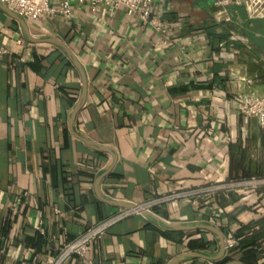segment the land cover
Returning <instances> with one entry per match:
<instances>
[{
	"label": "crops",
	"instance_id": "1",
	"mask_svg": "<svg viewBox=\"0 0 264 264\" xmlns=\"http://www.w3.org/2000/svg\"><path fill=\"white\" fill-rule=\"evenodd\" d=\"M165 30L122 7L74 0L71 16L24 18L28 39L0 7V264H50L88 226L131 210L66 264H167L188 251L214 256L239 225L264 220V184L152 203L170 193L264 175V128L239 100L264 96V18L222 16L214 0H153ZM108 171L98 184L97 177ZM149 205V206H148ZM263 230L264 222L256 226ZM264 247V238L260 239ZM240 254H236L237 261ZM259 264H264L263 254ZM174 264H213L185 256Z\"/></svg>",
	"mask_w": 264,
	"mask_h": 264
},
{
	"label": "built area",
	"instance_id": "2",
	"mask_svg": "<svg viewBox=\"0 0 264 264\" xmlns=\"http://www.w3.org/2000/svg\"><path fill=\"white\" fill-rule=\"evenodd\" d=\"M10 9L23 18H44L62 16L69 18L72 14L71 4L74 0H0ZM82 1V0H79ZM104 2L109 9L122 7L127 15L137 16L142 21L148 22L155 26L159 31L165 30V22L152 16L153 0H89L90 9L95 11L97 6ZM214 5L221 8L222 16L229 18V8L233 7L237 10L239 7H245L249 15L252 17L264 18V0H214ZM6 52L0 47V53ZM239 109L246 117H255L258 126L264 128V96L252 94L245 99L239 100ZM264 184V177L251 179L228 181L218 185H202L199 188L186 189L170 193L162 198H155L152 203L164 202L167 200L175 201L180 198H201L203 196H214L218 190H231L235 187L252 186ZM149 206V205H148ZM145 208V207H144ZM148 209V208H147ZM139 212L136 209L124 210L113 215L96 225L88 226L78 236L66 241L58 254L53 258L50 264H66L69 257L74 254L84 255L90 250L95 239L101 235L109 225L115 221L128 216L131 213ZM232 242L225 243L226 248L231 246Z\"/></svg>",
	"mask_w": 264,
	"mask_h": 264
},
{
	"label": "water",
	"instance_id": "3",
	"mask_svg": "<svg viewBox=\"0 0 264 264\" xmlns=\"http://www.w3.org/2000/svg\"><path fill=\"white\" fill-rule=\"evenodd\" d=\"M0 7L4 11H6L12 18L16 19L21 24V26H22L26 36L28 37V39L33 40V41L47 40L49 42H53V43H56V44L60 45L65 50V52L67 53L69 58L72 60L73 64L75 65V67L79 70V72L81 74V77H82V92H81V95H80L78 103L76 104V106L74 107V109H73V111H72V113L70 115L69 122H68L69 129H70V131L72 132V134L75 137H77L79 139H82L86 143H90L93 146H96V147H98L100 149H103V150H106V151L110 152L113 155V158L115 159V154L113 153V151L109 147H107L105 145H102V144H99V143H95L93 141H89V140L81 137L80 135H78L73 129V121H74L75 115H76V113L78 112V110L81 108V106L83 105V103L85 101L86 89H87V81H86V77H85V74L83 72V69H82L79 61L77 60V58L73 54L72 50L68 46H66L64 43H62L61 41H59L58 39H55V38L36 39L35 37L31 36V34L29 33L27 24H26V22H25L23 17L19 16L16 12H14L12 9H10L2 1H0ZM107 172L108 171H105V172L101 173L96 179V183L95 184H96L97 193H98V184H99L100 180L107 174ZM116 204H120L121 206L126 207V208L136 209L137 211H139L143 215H148V216L151 215V216L157 218L156 215L151 210L149 211L148 209H146V208H144L142 206H139L137 204L128 203V202H118ZM167 226H169L171 228H174V229H179V230H185V229H199V230H202V229H207V230L213 232L218 237V240H219V245H218L219 246V250L216 253V255H214V256H208V255L203 254V253L200 254L198 252L188 251V252H185V254H183V255H179L177 257L172 258L170 261H168L167 264H174L175 262L181 260L185 256H193V257L204 258V259H207V260H210V261H217L225 253L226 246H225L224 235L222 233V230L219 229L215 225L205 224V223L195 224V225H176V224H173V223H168ZM224 264H245V263H243V262H241L239 260H237V261L236 260H231V261L224 262Z\"/></svg>",
	"mask_w": 264,
	"mask_h": 264
},
{
	"label": "trees",
	"instance_id": "4",
	"mask_svg": "<svg viewBox=\"0 0 264 264\" xmlns=\"http://www.w3.org/2000/svg\"><path fill=\"white\" fill-rule=\"evenodd\" d=\"M252 177L262 178L264 175L255 174L247 169L239 175H234L232 180H245ZM260 222L263 224L264 220H256L250 225H239L234 234V242L226 248L224 255L219 260L213 261V264H224V262L235 260L236 254H240L238 260L245 264H259V255L263 254L264 256V247L259 242L264 238V232L256 228ZM221 229L226 233V229L223 227Z\"/></svg>",
	"mask_w": 264,
	"mask_h": 264
}]
</instances>
